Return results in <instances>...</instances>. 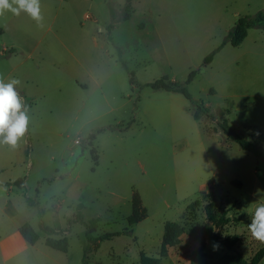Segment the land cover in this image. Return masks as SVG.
Listing matches in <instances>:
<instances>
[{
	"label": "rangeland",
	"instance_id": "obj_1",
	"mask_svg": "<svg viewBox=\"0 0 264 264\" xmlns=\"http://www.w3.org/2000/svg\"><path fill=\"white\" fill-rule=\"evenodd\" d=\"M125 4L41 0L43 28L25 13L0 17V76L21 81L29 117L17 146H0V205L37 231L30 249L39 264H84L79 205L85 221L100 220L94 237L126 232L100 242L87 264H140L141 252L161 264H211L227 253L249 264L264 247L247 228L264 203V27L250 29L239 46L226 40L239 17L264 10V0H132L129 20ZM110 7L116 18L108 32ZM193 70L191 100L148 86L164 76L185 82ZM202 104L214 118L195 120ZM224 120L261 153L228 138L218 125ZM134 192L148 215L130 225ZM209 193L233 218L211 233ZM195 200L200 206L188 209ZM168 221L185 233L161 258ZM41 223L67 234L49 235ZM46 237H67L68 252L48 247Z\"/></svg>",
	"mask_w": 264,
	"mask_h": 264
},
{
	"label": "trees",
	"instance_id": "obj_2",
	"mask_svg": "<svg viewBox=\"0 0 264 264\" xmlns=\"http://www.w3.org/2000/svg\"><path fill=\"white\" fill-rule=\"evenodd\" d=\"M110 16L112 22L108 24L107 31L110 32L114 28L113 21L116 18V14L113 8H109ZM133 6L132 0H126V4L123 8L122 16L124 20H129L133 14ZM264 27V10L259 11L255 15H245L238 18L237 22L235 23L234 27L229 31L227 40L233 46H239L243 43L245 38L248 35V31L253 28H261ZM220 48L212 52L204 59V65H208L213 61V58L217 51ZM125 67L126 64L124 63ZM197 75V70H193L190 72L188 79L185 82L171 80L168 76H164L153 83H150V86L154 90H163L167 92H178L182 93L187 99L191 100L192 97L187 90L186 85L189 84L194 80ZM131 83L135 84L134 73L132 72ZM206 115L214 118V114L211 113V109L202 104L198 106L197 110L194 112L193 116L195 120H200L201 116ZM220 129L230 138L232 141L238 143L240 147L246 151L253 152L256 155L261 153V146L257 143L252 142L243 138L231 125L224 120L223 122L218 124ZM121 128V126H117ZM91 139H95V135H91ZM212 182V181H211ZM210 182V183H211ZM208 197L210 199L209 203H207L204 207L205 214L207 218L212 222V224L208 227V232L211 233L215 227H219L221 225H225L233 221V218L228 215V211L222 209L221 203L217 200L213 193H209ZM31 203V201L29 200ZM201 204L200 200H195L191 204L188 205V209L195 210ZM132 205H133V215L128 217V222L130 225L139 223L143 219H145L148 215L145 208H142V200L140 195L136 192L133 193L132 198ZM82 205L78 206L79 213L75 219V222H81L85 224L87 227L86 237H87V245L84 247V257L83 263H88V255L97 250L99 248L100 242L104 240H109L112 237L121 236L126 232H115V233H107L100 237H94L93 234L97 231L99 219L95 218L90 220L89 222L84 220L83 214L81 212ZM41 228L46 231L49 235L55 233V231L43 223H41ZM20 232L25 238V240L29 243L34 245L38 239L39 235L34 227L30 223H24L20 227ZM185 233V228L183 225L177 222H166L164 227V234L162 238V244L160 249V257H166L169 254V249L175 246H178L182 242V237ZM207 239L211 240L210 237H206ZM46 245L61 252L67 253L69 249V240L67 237H63L60 239H55L52 237H48L46 239ZM205 245V242L202 243V246ZM201 251V247L195 252ZM264 258V247L261 248L259 251L255 253V255L250 260L249 264H259L260 261ZM236 257L234 254L227 253L220 256L217 260L212 262L211 264H235ZM121 264V263H118ZM140 264H161L160 258H155L152 256L147 255L145 252L140 253ZM193 264V263H191Z\"/></svg>",
	"mask_w": 264,
	"mask_h": 264
},
{
	"label": "clouds",
	"instance_id": "obj_3",
	"mask_svg": "<svg viewBox=\"0 0 264 264\" xmlns=\"http://www.w3.org/2000/svg\"><path fill=\"white\" fill-rule=\"evenodd\" d=\"M6 12L15 16L25 13L37 27H44L41 0H0V17ZM20 83L0 76V146L15 148L28 130V109L17 91ZM247 228L253 239L264 244V203L257 204Z\"/></svg>",
	"mask_w": 264,
	"mask_h": 264
},
{
	"label": "crops",
	"instance_id": "obj_4",
	"mask_svg": "<svg viewBox=\"0 0 264 264\" xmlns=\"http://www.w3.org/2000/svg\"><path fill=\"white\" fill-rule=\"evenodd\" d=\"M92 40L95 43L98 42L97 38L93 35ZM67 47H69L68 44ZM25 93V95H27L25 97L32 102L34 98L27 91H25ZM17 216L18 211L15 213L11 212L10 214L9 212H6L5 209L3 210L0 205V264H24L25 258L27 264H39L38 256H35L30 249L33 245L29 244L20 232L22 224L21 221L19 222L17 219ZM55 232L67 234V228L55 230ZM163 234L164 233H162V235ZM47 238L48 237H46V239Z\"/></svg>",
	"mask_w": 264,
	"mask_h": 264
},
{
	"label": "built area",
	"instance_id": "obj_5",
	"mask_svg": "<svg viewBox=\"0 0 264 264\" xmlns=\"http://www.w3.org/2000/svg\"><path fill=\"white\" fill-rule=\"evenodd\" d=\"M87 19H89V16L87 15Z\"/></svg>",
	"mask_w": 264,
	"mask_h": 264
}]
</instances>
